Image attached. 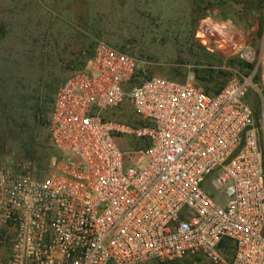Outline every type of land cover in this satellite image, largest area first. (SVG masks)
<instances>
[{"label":"built area","instance_id":"built-area-1","mask_svg":"<svg viewBox=\"0 0 264 264\" xmlns=\"http://www.w3.org/2000/svg\"><path fill=\"white\" fill-rule=\"evenodd\" d=\"M140 65L98 41L88 66L59 87L48 121L66 161L45 178L0 168V264L194 254L264 264V93L257 116L254 75L208 95L193 73L135 82ZM126 106L134 122L116 116ZM124 135L146 143L137 164L124 163ZM208 179L223 200L205 189Z\"/></svg>","mask_w":264,"mask_h":264},{"label":"rangeland","instance_id":"rangeland-1","mask_svg":"<svg viewBox=\"0 0 264 264\" xmlns=\"http://www.w3.org/2000/svg\"><path fill=\"white\" fill-rule=\"evenodd\" d=\"M100 40L141 61L135 82H183L209 65L221 67L226 81L253 74L249 102L260 113L263 0H0V168L45 178L66 161L47 154L48 121L59 87L88 66ZM116 116L135 121L129 106ZM116 142L126 166L142 159V139ZM204 187L223 200L212 179ZM140 264L212 263L194 254Z\"/></svg>","mask_w":264,"mask_h":264},{"label":"trees","instance_id":"trees-1","mask_svg":"<svg viewBox=\"0 0 264 264\" xmlns=\"http://www.w3.org/2000/svg\"><path fill=\"white\" fill-rule=\"evenodd\" d=\"M249 67L252 68V65H249ZM139 70H138V73H139ZM194 75H195L196 83L198 84V86L203 88L205 93L208 95H215L219 93L223 89V87L228 83V81L224 79L222 80V78L226 76V73L223 71V69L221 67L217 68L214 65H209L207 67L197 69L196 74ZM47 148H48L47 154L48 156H50V158L51 157H58V158L61 157L60 153L52 145L49 138L47 141Z\"/></svg>","mask_w":264,"mask_h":264},{"label":"crops","instance_id":"crops-1","mask_svg":"<svg viewBox=\"0 0 264 264\" xmlns=\"http://www.w3.org/2000/svg\"><path fill=\"white\" fill-rule=\"evenodd\" d=\"M93 51H94V50H93ZM93 51L89 54V61H90V59H91V57H92ZM81 70H84V69H80V70H77V71H81ZM77 71H76V72H77Z\"/></svg>","mask_w":264,"mask_h":264}]
</instances>
